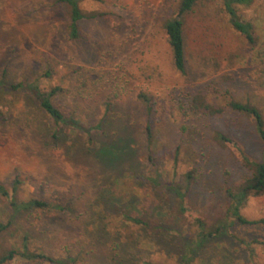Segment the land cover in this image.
<instances>
[{"label":"rangeland","instance_id":"374dc122","mask_svg":"<svg viewBox=\"0 0 264 264\" xmlns=\"http://www.w3.org/2000/svg\"><path fill=\"white\" fill-rule=\"evenodd\" d=\"M180 2L86 0L81 8L91 17L78 23L80 38L72 40L69 7L60 0H0V78L7 71V83L29 79L43 91L59 89L55 105L91 135L90 143L85 131L73 134L65 128L57 141L54 123L29 92H3L0 183L12 187L19 176V199H42L64 210L14 215L10 202L0 198V220H13L10 233L0 236L1 251L19 247L27 236L31 250L73 264H117L120 259L179 264L184 255L179 251L190 242L194 252L187 255L188 264H264V224H235L233 237L194 240L195 229L177 217L168 188L149 189L130 179L151 171L140 94L155 102L151 123L158 141L170 152L182 148L177 168L170 155L159 164L170 175L176 172L180 182L194 172L189 205L209 224L225 215L227 189L250 175L243 157L261 160L263 144L254 119L228 104H251L264 117V0L238 11L253 25V44L232 27L221 0H201L184 19L186 74L174 66L164 29ZM197 91L223 114L190 112L185 102ZM218 131L237 146L219 145ZM109 157L118 160L111 164ZM149 192L153 198L140 206ZM141 208L145 219L167 230L161 232L167 243L159 244L150 230L128 226L123 214ZM242 214L264 220V193L250 197ZM128 235L139 240L131 245ZM8 264L50 263L16 259Z\"/></svg>","mask_w":264,"mask_h":264},{"label":"trees","instance_id":"16d2710c","mask_svg":"<svg viewBox=\"0 0 264 264\" xmlns=\"http://www.w3.org/2000/svg\"><path fill=\"white\" fill-rule=\"evenodd\" d=\"M86 0H60V2L67 4L69 7V19L70 22L67 26V32L70 39L75 40L80 38V32L78 23L85 19L90 18L91 15L84 13L81 8V3ZM99 1V0H94ZM201 0H181L179 8L174 17L167 20L164 24V29L168 38L169 45L172 49L174 66L181 74H186V48L184 39V19L185 16L191 13ZM225 12L230 17V24L232 27L244 36L250 43H254L253 37V25L238 15L240 7H250L253 5L255 0H221ZM7 71L3 77L0 78V96L3 92H17L27 91L30 93L33 100L39 106V108L47 115V117L54 123L53 139L58 141L59 134L62 133L63 129L68 128L69 133L78 134L81 129L88 135L91 143L90 131L86 130L82 123L75 118L73 114H67L63 109L55 105L53 97L56 95L59 89L55 88L51 91H43L38 82H31L29 79L19 81L17 83H7L5 77ZM215 91V90H214ZM139 98L146 109V124L144 128L145 138L147 142V154L146 161L151 166V171L148 173H142L140 175H131L130 179L142 181L149 189L155 188L159 191H166L168 188L176 200L175 212L180 220L186 219L189 225L195 229L194 240L202 242L212 241L220 239L225 234H231V227L235 224L241 226H255L264 224V220L251 221L248 220L243 214L242 209L246 205L250 197L261 196L264 193V117L260 110L251 104H244L238 101H230L229 107L235 112L244 114L252 117L255 123V131L260 141L263 144V150L260 161L250 160L248 157H243L245 166L250 171V175L245 177L243 181L235 188L231 187L227 189V195L230 199L229 207L219 221L214 224H209L203 217L197 215V213L189 205V193L193 181L195 180L194 172H189L183 175V180L178 181V174L176 172L170 175L167 170L161 167L159 161L161 159H168L170 155V161L175 168L179 164V154L181 146L177 147L173 152L168 151L163 143H160L157 136L154 133L151 118L154 113L155 102L152 97L145 94H140ZM183 99V98H182ZM183 101V100H182ZM186 107L190 112L193 113H205L211 116L222 115L224 109L215 105L210 104L207 101L205 92L197 91L193 95L187 97ZM214 140L221 146H237L230 136L216 132L214 134ZM116 160L109 157L108 162L115 164ZM166 182H171L170 186H166ZM23 185V181L17 177L14 180L12 187L0 183V198L10 202V207L14 215H18L23 211L34 210H54L63 211L64 208L57 203L45 201L42 199L31 198L27 200L19 199L18 193ZM140 198L139 195L136 194ZM135 197V195H134ZM153 198L151 193H147L144 201H141V205L145 203L146 199ZM155 199V198H154ZM110 201V200H109ZM132 201L129 199L127 204ZM109 204V203H108ZM107 203L105 205H108ZM112 205V202L110 201ZM111 205L110 208L112 207ZM143 207V206H142ZM143 209L141 208L138 212L124 213V219L128 222V226L133 225L141 228L142 230H150L155 235V240L159 244L167 243L162 242L164 235L161 232L167 233L166 229H163L160 223L149 222L144 218ZM162 214V212H158ZM158 216V215H157ZM163 217V216H162ZM161 218V217H160ZM13 227V220L8 219L7 222L0 220V236L10 233V229ZM166 230V231H165ZM101 233V232H99ZM132 235H128L125 239L129 244L134 245L139 239H134ZM243 242V241H242ZM122 248L123 245L119 244ZM118 245V246H119ZM193 244L186 242L185 248L182 251L184 255L180 259L179 264H188L187 255L193 254ZM16 259H21L26 262H48L50 264H73L71 261H61L55 259L45 253L31 250L28 237L22 236L20 246L17 248H9L0 250V264H8ZM117 264H125L124 259H120L116 262ZM144 264H152L145 262Z\"/></svg>","mask_w":264,"mask_h":264}]
</instances>
